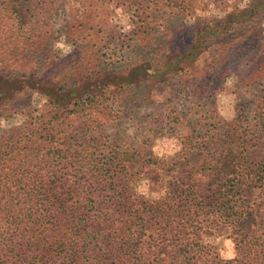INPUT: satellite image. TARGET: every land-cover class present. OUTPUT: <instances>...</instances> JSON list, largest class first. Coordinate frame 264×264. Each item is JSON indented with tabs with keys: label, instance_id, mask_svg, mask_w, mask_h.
Listing matches in <instances>:
<instances>
[{
	"label": "trees",
	"instance_id": "1",
	"mask_svg": "<svg viewBox=\"0 0 264 264\" xmlns=\"http://www.w3.org/2000/svg\"><path fill=\"white\" fill-rule=\"evenodd\" d=\"M85 1L79 0L82 19ZM0 5L19 31L51 16L46 0ZM236 15L241 18L231 16L232 24H203L185 34L187 41L172 38L173 48H161L162 34H124L127 42L119 36L122 45L140 50L120 68L102 47L80 55L78 41L57 58V89L77 95L57 103L44 92L48 106L27 127L0 129V264H264V216L254 205L264 190V103H256L241 130L217 122L190 130L191 142L169 157L109 138L102 128L126 96L147 97L150 86L210 97L228 70L244 75L264 68V0ZM10 36L2 70L8 52L16 54L18 43L35 34ZM191 53L205 57L206 73L183 71V57ZM12 100L0 96V107H12ZM163 121L176 134L185 115L170 104ZM138 179L150 187L163 180L165 192L144 195L135 188ZM221 233L233 244L231 256L211 241Z\"/></svg>",
	"mask_w": 264,
	"mask_h": 264
},
{
	"label": "rangeland",
	"instance_id": "2",
	"mask_svg": "<svg viewBox=\"0 0 264 264\" xmlns=\"http://www.w3.org/2000/svg\"><path fill=\"white\" fill-rule=\"evenodd\" d=\"M168 1L86 0L83 11L87 15L82 19L78 14V10H82L79 0H46L51 7L50 18L42 19L34 29L23 26L24 30L20 31L16 20L0 5V58L5 57L6 51H2L13 42L10 34H35L33 39L18 43L16 54L8 52L10 58H6L7 67L0 69V96L12 97L14 102L12 107H0V129L10 126L27 127L37 111L47 108V95L53 96L57 103H63L68 97L77 95L76 90L70 93L71 96L63 95L55 85L60 78L56 73L60 66L57 58L71 52L76 47L74 42L84 44L80 55L92 48L97 49V46L102 47L101 52H105V58L111 57L114 65L120 68L128 62L129 56H138L140 50L122 45L119 36L127 42L124 34H162L161 48L165 45L173 48L170 43L172 38L176 41L179 37L189 39L185 34H192L194 29L205 23H231V16L237 19L236 13L256 0H182L183 11L181 0H174L171 5L176 14H179L177 17L172 14ZM37 11L42 16L45 13L44 4ZM240 18L241 16L238 17L239 20ZM262 24L264 27V19ZM83 34L88 36L84 37ZM73 36L75 40L72 39ZM89 39L95 40L96 47H89ZM152 46L157 45L153 43ZM197 56L191 53L183 57L182 63L187 64L183 71L187 75H202L207 72L204 68L205 57ZM87 61L90 58L82 62L85 64ZM71 79L73 77L69 81ZM91 80L93 86L100 85L99 80ZM257 102L264 103V68L248 71L244 75L228 70L221 87L210 97L206 93L202 97L193 96L189 92L173 93L169 87L160 88L158 85L148 87L147 97L126 96L120 109L117 108L116 116L104 118L102 128L109 138L125 141L139 149H149L159 157H169L191 142L186 139L190 130L211 128L215 122L220 127L241 130L245 117L256 108ZM170 104L185 115L184 124L177 129L176 134L165 131L163 118ZM135 188L149 196L164 193L166 185L160 180L150 187L145 179H138L135 181ZM258 191L260 196L255 197L254 205L259 215L264 216V190ZM211 241L217 243L223 256L233 255V244L225 233L215 235Z\"/></svg>",
	"mask_w": 264,
	"mask_h": 264
}]
</instances>
